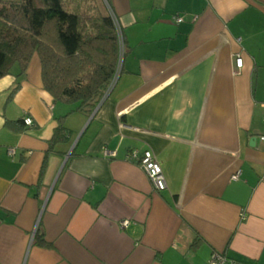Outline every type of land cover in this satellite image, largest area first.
Returning a JSON list of instances; mask_svg holds the SVG:
<instances>
[{
	"label": "crops",
	"instance_id": "obj_1",
	"mask_svg": "<svg viewBox=\"0 0 264 264\" xmlns=\"http://www.w3.org/2000/svg\"><path fill=\"white\" fill-rule=\"evenodd\" d=\"M103 2L124 52L91 113L53 100L36 54L0 78V264H264V0Z\"/></svg>",
	"mask_w": 264,
	"mask_h": 264
},
{
	"label": "trees",
	"instance_id": "obj_2",
	"mask_svg": "<svg viewBox=\"0 0 264 264\" xmlns=\"http://www.w3.org/2000/svg\"><path fill=\"white\" fill-rule=\"evenodd\" d=\"M34 54L43 89L53 100L91 113L118 67L119 42L110 13L99 0H0V78L16 67L21 76ZM64 136L65 128L58 125L50 147ZM35 240L45 244L39 232Z\"/></svg>",
	"mask_w": 264,
	"mask_h": 264
},
{
	"label": "built area",
	"instance_id": "obj_3",
	"mask_svg": "<svg viewBox=\"0 0 264 264\" xmlns=\"http://www.w3.org/2000/svg\"><path fill=\"white\" fill-rule=\"evenodd\" d=\"M110 15L112 17L115 30L117 33V37H118V42H119V61H118L117 71L109 86L107 93L112 89L114 83L116 82V79L119 73V68H120L121 61H122L123 52H124V41H123V35H122L120 24L117 21L116 17L111 12H110ZM174 19L176 22L182 21V18L178 16H175ZM234 62H235V66L238 69L242 67V58L240 57V55H236ZM262 107H264V104H262ZM23 122H24V125L30 126L32 124V119L30 117H25L23 119ZM261 139H264V137H261ZM12 152L13 150L10 149L9 153H12ZM105 154L113 155L114 152H110L106 150ZM126 158L128 160L136 162L141 167V169L145 172V174L149 178L154 190L161 191L166 188V181H165V177H164L161 165L158 159L156 158V156L150 150L131 149L127 153ZM239 174H240V171H236V173H234L231 178L233 180H237L239 177ZM126 225H127V221L121 222L122 227H125ZM206 264H236V263L232 258L228 257L225 253L214 251L211 254Z\"/></svg>",
	"mask_w": 264,
	"mask_h": 264
},
{
	"label": "rangeland",
	"instance_id": "obj_4",
	"mask_svg": "<svg viewBox=\"0 0 264 264\" xmlns=\"http://www.w3.org/2000/svg\"><path fill=\"white\" fill-rule=\"evenodd\" d=\"M3 1H19V0H3ZM99 2H100L101 7L104 10V2H103V0H99Z\"/></svg>",
	"mask_w": 264,
	"mask_h": 264
}]
</instances>
